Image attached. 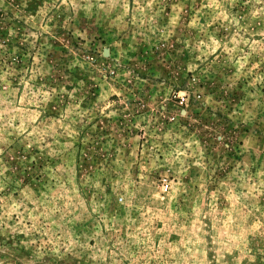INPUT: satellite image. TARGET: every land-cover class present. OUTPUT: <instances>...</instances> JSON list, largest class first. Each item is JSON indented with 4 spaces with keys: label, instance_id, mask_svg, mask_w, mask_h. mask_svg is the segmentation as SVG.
I'll return each mask as SVG.
<instances>
[{
    "label": "rangeland",
    "instance_id": "1",
    "mask_svg": "<svg viewBox=\"0 0 264 264\" xmlns=\"http://www.w3.org/2000/svg\"><path fill=\"white\" fill-rule=\"evenodd\" d=\"M0 264H264V0H0Z\"/></svg>",
    "mask_w": 264,
    "mask_h": 264
},
{
    "label": "built area",
    "instance_id": "2",
    "mask_svg": "<svg viewBox=\"0 0 264 264\" xmlns=\"http://www.w3.org/2000/svg\"><path fill=\"white\" fill-rule=\"evenodd\" d=\"M169 188L168 184H165V190H167Z\"/></svg>",
    "mask_w": 264,
    "mask_h": 264
}]
</instances>
